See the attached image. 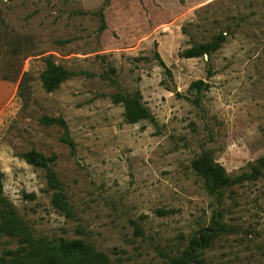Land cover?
Wrapping results in <instances>:
<instances>
[{
  "label": "rangeland",
  "instance_id": "rangeland-1",
  "mask_svg": "<svg viewBox=\"0 0 264 264\" xmlns=\"http://www.w3.org/2000/svg\"><path fill=\"white\" fill-rule=\"evenodd\" d=\"M220 34L210 56L181 55ZM48 55L74 72L51 92ZM2 75L1 196L34 237L82 238L116 264H167L218 215L225 229L203 264H264V175L218 198L192 169L203 152L231 175L264 155V0H0ZM135 92L152 118L128 123L113 99ZM42 115L62 117L72 143ZM30 149L50 159L68 215L21 156ZM14 246L0 236V253Z\"/></svg>",
  "mask_w": 264,
  "mask_h": 264
},
{
  "label": "trees",
  "instance_id": "trees-1",
  "mask_svg": "<svg viewBox=\"0 0 264 264\" xmlns=\"http://www.w3.org/2000/svg\"><path fill=\"white\" fill-rule=\"evenodd\" d=\"M220 34L212 40L194 44L181 52L183 57L191 58L202 55L210 56L223 42ZM45 67L40 74L42 86L46 92L59 88L60 84L67 80L74 72L57 64L51 55L44 57ZM160 64H165L160 60ZM18 70L15 73L16 79ZM3 80H12L8 75L0 76ZM27 73H23L18 83V94L23 96L26 91L24 86ZM206 85L201 80L193 81L191 87L199 88ZM114 102L122 103L124 117L128 123H134L141 119L152 118L149 109L143 105L141 95L135 92L131 95L121 93L114 96ZM39 122L45 125H59L63 128V138L66 142L72 143L69 137L68 126L60 116L42 115ZM23 159L45 172L47 186L52 193V204L56 209L70 213V206L66 199L62 185L56 173L50 166V159L41 152L30 149L21 153ZM192 169L203 181L206 191L209 194L222 196L225 189L241 184L245 181H253L264 175V155L258 157L250 164L248 171L237 175L229 174L218 162L214 161L207 153H202L192 160ZM2 173L0 171V236H7L14 240L15 246L7 248L0 253V264H116L110 257L85 239H48L34 237L31 229L25 221L17 215L12 205L2 196ZM218 215L213 216L208 227L202 228L197 235L190 239L180 255L173 256L167 264H203L202 251L211 245V242L225 229V225L218 220Z\"/></svg>",
  "mask_w": 264,
  "mask_h": 264
}]
</instances>
